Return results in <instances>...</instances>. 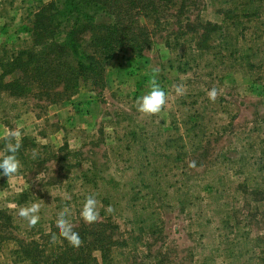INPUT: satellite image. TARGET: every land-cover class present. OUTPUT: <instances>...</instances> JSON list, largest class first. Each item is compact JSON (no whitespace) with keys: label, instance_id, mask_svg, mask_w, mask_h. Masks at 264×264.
Listing matches in <instances>:
<instances>
[{"label":"rangeland","instance_id":"obj_1","mask_svg":"<svg viewBox=\"0 0 264 264\" xmlns=\"http://www.w3.org/2000/svg\"><path fill=\"white\" fill-rule=\"evenodd\" d=\"M52 1L0 0V62ZM167 15L143 56L123 50L102 84L54 102L0 93V158L6 129L23 145L18 173L0 177V264H30L28 246L64 252L62 212L98 264L100 249L106 264H264V0H176ZM202 27L214 29L207 46ZM153 79L167 103L145 115L136 101ZM89 195L93 223L80 216ZM33 203L30 227L17 213Z\"/></svg>","mask_w":264,"mask_h":264},{"label":"trees","instance_id":"obj_2","mask_svg":"<svg viewBox=\"0 0 264 264\" xmlns=\"http://www.w3.org/2000/svg\"><path fill=\"white\" fill-rule=\"evenodd\" d=\"M174 7L176 0H53L33 15L25 46L0 62V93L54 102L74 96L83 84H102L106 65L123 50L143 56L151 33L168 21L161 19ZM101 13L111 21L99 23ZM202 29L197 41L207 46L214 29ZM93 245V240L88 248L66 245L64 252L48 258L45 248L20 251L30 264H98Z\"/></svg>","mask_w":264,"mask_h":264},{"label":"clouds","instance_id":"obj_3","mask_svg":"<svg viewBox=\"0 0 264 264\" xmlns=\"http://www.w3.org/2000/svg\"><path fill=\"white\" fill-rule=\"evenodd\" d=\"M176 94L183 95V85L176 86ZM216 90L213 88L209 91L208 96L210 100H215ZM167 103V93L157 84L156 80L151 81L150 91L139 97L136 101L137 111L145 115H153L160 113L163 106ZM5 139L8 141L5 145L8 154L0 158V177H7L8 179L15 176L20 167L21 162L17 158L16 153L21 148L22 131L17 129L5 130ZM11 138V139H10ZM15 140V142H11ZM35 155V153L33 154ZM40 204L33 203L28 207H20L18 215L27 220L30 227L35 226L40 219L39 216ZM107 211H111L110 208ZM80 216L85 223H93L97 220L99 212L97 210V200L94 195L85 197V201L80 212ZM55 227L59 235L67 240L70 246L79 247L82 243L78 232L73 231L72 225L66 219L65 213H60L56 219ZM55 240V237H52Z\"/></svg>","mask_w":264,"mask_h":264}]
</instances>
